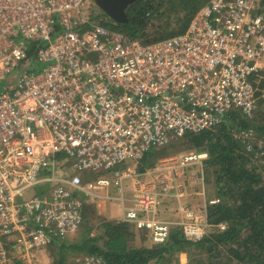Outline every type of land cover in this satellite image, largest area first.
Returning a JSON list of instances; mask_svg holds the SVG:
<instances>
[{"label":"built area","instance_id":"obj_1","mask_svg":"<svg viewBox=\"0 0 264 264\" xmlns=\"http://www.w3.org/2000/svg\"><path fill=\"white\" fill-rule=\"evenodd\" d=\"M112 24L94 0H0V82L20 72L0 93V264H52L42 254L79 230L89 204H118L121 221L154 245L175 226L191 242L211 228L205 200L180 203L181 179L205 187L206 150L140 163L232 112L253 116L263 8L208 0L183 33L148 44ZM241 137L253 140L252 131ZM172 200L175 219L163 218ZM75 264L101 260L84 255Z\"/></svg>","mask_w":264,"mask_h":264},{"label":"trees","instance_id":"obj_2","mask_svg":"<svg viewBox=\"0 0 264 264\" xmlns=\"http://www.w3.org/2000/svg\"><path fill=\"white\" fill-rule=\"evenodd\" d=\"M208 0H139L126 11V24H112L130 40L143 44L160 41L183 33L196 12ZM264 12V0H258ZM166 18L164 23L153 24L152 19ZM34 44L29 43L26 63L33 64ZM258 101L264 89V78L256 77ZM260 99V100H259ZM259 105L252 117L232 112L229 118L211 130L197 135L188 134L168 148L150 151L142 158L141 168L151 167L156 157L170 153L176 144L188 143L193 150H206L205 182L214 188L218 202L206 204L210 231L200 241L186 240L181 230H171L166 242L146 247L134 244L136 230L123 221L102 220L97 235H92L91 223L95 208L85 206L83 223L76 232V240L68 237L54 242L47 249L54 254L52 264H66L68 250L81 255H94L101 264H175L179 251L191 250L194 258L188 264H264V147L246 144L251 138L236 137V132L251 130L264 144V121H256ZM170 151V152H169ZM263 151V154H262ZM172 153V152H171ZM263 163V165L261 164ZM260 167V168H259ZM224 224L225 228L219 226ZM73 237V238H75ZM69 243V244H68ZM78 255V254H77ZM69 264V263H68Z\"/></svg>","mask_w":264,"mask_h":264},{"label":"rangeland","instance_id":"obj_3","mask_svg":"<svg viewBox=\"0 0 264 264\" xmlns=\"http://www.w3.org/2000/svg\"><path fill=\"white\" fill-rule=\"evenodd\" d=\"M164 20H166V18L159 17L158 19H152V23L156 25V24L164 23ZM37 70H41V67L38 68ZM19 74H20L19 71H12L11 73H9V75L4 80H2L0 82V93L5 92L7 90V88L15 85L17 83L18 78H19ZM262 93L263 94L260 97H261V99L264 100V89L262 90ZM258 105H259V111L255 117V123H256V121L258 122L260 120L264 121V103L258 101ZM244 132H246V130H241V131L236 132L235 135L238 138V137L242 136V134ZM253 140L254 141L250 142V143L256 144V145L260 146L261 148L264 147V144L262 143V141L260 139H257L256 135H253ZM192 150H193L192 147H190V145L188 143H185V142H183L181 144H176L174 150L170 149L172 154L185 153V152H189ZM262 154H263V151H262ZM262 160L264 161V159H262ZM261 164L263 165L262 162H261ZM193 170H195V167L193 168ZM262 174L264 176V172ZM180 181L184 184V187H185V190H184L185 195L182 198V200L180 201V203H182L183 205H187L190 208L191 207L197 208V207L201 206L202 198L199 199V195H202L203 193H204V199L203 200H205L206 204H208V202H210V201L218 202V199L215 198L214 188L210 184L208 185L206 183L205 187L203 189L198 184L197 185L196 184L195 185L186 184L184 179H181ZM198 192H200V194L196 195V194H198ZM111 193H112V191L110 190V194ZM114 194L117 195L116 192ZM192 195H194V197ZM126 198H128V197L126 196ZM169 204H171V207L173 206V208H177L178 202L176 200H172L169 203L167 202V205H169ZM129 205L130 204L128 202H125V206H129ZM169 208H170V206H169ZM169 208L167 207V209H169ZM94 219L95 220L91 223V225H92L91 232H92V235H97L100 231H97L96 229H100L99 228L100 222L102 220H105V219L101 217V214L99 213L98 209H96V208H95V213H94ZM175 228L179 229L177 226H175V227H172V230ZM210 229L211 228H209L206 233H208L210 231ZM73 236H72V239L71 238L69 239L70 241L76 240V237L73 238ZM76 236H78V233ZM139 238L142 240V242L140 243V241H138L137 239H134V241H135L134 244H136L138 246L140 244L144 245V246L153 245L151 240L148 238V236H146V234L145 235L139 234ZM53 252H54V254H52L51 256H49V255L48 256L51 258L57 257V253L59 252L58 248H56V249L54 248ZM47 254H48V252H47ZM82 256H84V255H81V253H73L70 250H68L67 255H66V264H68V263L69 264H75V260L78 258H81ZM194 256H195V252H194L193 248L191 250H185V251L181 250L177 253V261L175 264H188L190 262V260L192 258H194Z\"/></svg>","mask_w":264,"mask_h":264},{"label":"crops","instance_id":"obj_4","mask_svg":"<svg viewBox=\"0 0 264 264\" xmlns=\"http://www.w3.org/2000/svg\"><path fill=\"white\" fill-rule=\"evenodd\" d=\"M199 194H200V192H198V194H196V195H199ZM192 196L194 197V195H192ZM200 198H202V200H203L204 193L202 195H199V199ZM201 203H202V201H201ZM89 206H93L94 208L98 209L99 213L101 214V217L107 221L114 222V221H120L121 220L122 210H121L120 206L116 203H110V204L98 203L96 205L89 204ZM169 206H170V208H169ZM167 207L169 209H167ZM175 209L176 208H173V206L171 207V204H169V205H167V203L164 204L163 211H162V217L166 218V219L174 220L175 218H174L173 212ZM93 217H94V215H93ZM135 234H136V239L138 241H140V243H141L142 240L139 238V234L138 233H135ZM76 235L77 234H74V236L71 235V236H69V238L72 236L75 237ZM146 247H151V245H147ZM46 252H48V251H46ZM42 255H44L43 256L44 259H46V258L51 259V257H49L48 254H46V253H44Z\"/></svg>","mask_w":264,"mask_h":264},{"label":"water","instance_id":"obj_5","mask_svg":"<svg viewBox=\"0 0 264 264\" xmlns=\"http://www.w3.org/2000/svg\"><path fill=\"white\" fill-rule=\"evenodd\" d=\"M139 0H94L98 6L115 24L127 23V9Z\"/></svg>","mask_w":264,"mask_h":264}]
</instances>
